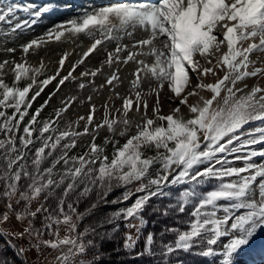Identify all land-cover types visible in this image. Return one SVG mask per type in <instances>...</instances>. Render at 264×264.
I'll list each match as a JSON object with an SVG mask.
<instances>
[{"label": "snow or ice", "instance_id": "6c2138e0", "mask_svg": "<svg viewBox=\"0 0 264 264\" xmlns=\"http://www.w3.org/2000/svg\"><path fill=\"white\" fill-rule=\"evenodd\" d=\"M72 7L0 0V52L11 57L0 61V264H186L185 256L247 264L256 247L264 262V0H116L7 46ZM81 34L92 42L67 75V51L51 75L42 57L30 63L45 45ZM99 47L100 66L74 75ZM105 66L113 70L96 85ZM66 82L91 92L62 97L43 118ZM105 88L98 106L93 97ZM85 104L87 115L67 117ZM84 137L86 150L73 153ZM13 221L15 230L6 227Z\"/></svg>", "mask_w": 264, "mask_h": 264}, {"label": "rangeland", "instance_id": "374dc122", "mask_svg": "<svg viewBox=\"0 0 264 264\" xmlns=\"http://www.w3.org/2000/svg\"><path fill=\"white\" fill-rule=\"evenodd\" d=\"M3 2L7 3V2H12V0H3ZM21 3L26 2V0H20ZM41 3L44 2V0H40ZM58 3L63 4L65 2V0H57ZM73 5V4H72ZM98 4H94L93 6H97ZM74 8L70 9V10H61V11H57L51 15L46 16L42 22H39L36 26H34L33 30L27 31L23 34H21L17 39H15L14 42H10L7 44L8 47H14L17 46L19 44H22L30 39L35 38L36 36L41 35L44 31H46L47 28H49L50 26H52L54 23L56 22H60L63 21L65 19H68L74 15L77 14V10L81 9V7H79L77 4L73 5ZM91 40L89 38H87L84 35H80L79 37H72L69 38L67 41L65 42H51L47 45H45L42 49H40L38 51V54L36 55H30L28 57L30 63H32L35 66H38L39 61L41 59V57L44 59V62L46 64L47 67V74L51 75L55 72L56 68L58 67V63L57 61L60 59V54H62L63 52L67 51L72 53L69 58L65 61V69L62 70V74L63 75H67V71L71 68L72 64H74L77 60L80 59L81 55L83 54L84 51L87 50V48L90 46L91 44ZM107 47L109 50L113 49L115 47L114 44L108 43ZM5 58H11V57H6L2 52H0V61H2ZM20 58V52L19 50L16 53L15 59L19 60ZM105 58V51L103 47H99L97 51H95L93 54H91L86 60L85 63L83 65H80L76 72L74 73V75H79L80 72L84 71L85 68H89V69H95L97 67L100 66V62L101 60H103ZM136 68V65L133 63H129V65L127 66H123L121 68V71L119 73V75L121 76V78L123 79V84H121L116 91H118L121 95H126L128 92V84L129 81L132 79L130 73H132L134 71V69ZM113 69H109L107 66H105V68L103 69L104 71V75H99L94 78L95 80V84L96 85H100L103 84L105 81V78L107 75L111 74V71ZM6 75H5V80L8 83H11L13 80V74L11 72L10 68H6L5 69ZM223 73L221 72L220 75H222ZM40 79H43L44 77H39ZM57 81H53L51 84H49L44 92L41 93L40 97H37L36 101L41 102L40 100L43 98H48L49 94L52 93L55 90V84ZM196 81L193 80V83H195ZM206 82H213L212 77H208L206 79ZM247 83L249 85L255 84L256 80L255 79H249L247 81ZM259 83L261 85H264V79L260 80ZM91 92V88L89 87L88 89L84 90V91H80L77 89L75 83H67L66 82V86H61V90L57 93V95L50 101V105L47 107L49 112L53 111V108L59 105V101L62 97H65L69 94L71 95H79L81 99H86L87 96L90 94ZM31 94V93H30ZM109 95V92L107 90V88H105L101 94L99 96H94L93 99L95 101V103L99 106L100 104H102L104 102V100L107 98V96ZM165 95H167V91H165ZM204 95H210L209 93H204ZM194 98H190V100H192ZM115 104L117 107L120 106L121 101L120 100H116ZM88 106L87 104H85L84 106H74L71 111H69L67 113V117L71 120H75L77 118L78 115H87L88 114ZM163 111L164 113H167L169 111V105L168 102L165 100L164 106H163ZM185 115L187 116L188 112L187 109L184 108L183 109ZM45 111H43L42 114H44ZM103 114H104V110L101 108L94 117L95 121H99L102 120L103 118ZM83 123V122H81ZM82 130V129H81ZM108 135L106 129L105 130H101L100 135L97 137V143H102L103 142V138ZM91 142V138L90 137H84L80 140L77 141V147L81 150H86V146L87 144H89ZM121 143H123V138H121ZM260 147H264V146H260ZM108 152L109 154L111 153V145L108 146ZM260 159H264V158H257L258 162ZM36 205H34L35 207ZM2 205H0V209H2ZM6 227L12 228L13 230H15L18 225L15 224V221H13V224L11 225H6ZM65 234V229L63 228V226L61 227V231H60V235L63 236ZM26 243L25 241H22L21 244ZM256 249V248H254ZM46 255L48 254L47 251L45 253ZM56 256L55 252H52L51 255L49 256V259H53ZM261 258V257H260ZM259 261V260H256ZM255 264H261V262H257ZM252 264V263H251Z\"/></svg>", "mask_w": 264, "mask_h": 264}, {"label": "trees", "instance_id": "16d2710c", "mask_svg": "<svg viewBox=\"0 0 264 264\" xmlns=\"http://www.w3.org/2000/svg\"><path fill=\"white\" fill-rule=\"evenodd\" d=\"M46 98H43V99H41L40 101L41 102H39V101H34L33 102V108L32 109H30L29 111H34V109H35V107H39V105L40 104H42L43 103V101L45 100ZM46 110H48L47 109V107L44 109V114H42V117L43 118H47L48 117V115H49V113H51V112H49V111H46ZM9 111H11V110H9ZM84 150H81V149H79V148H74L73 149V153H79V152H83ZM70 154H72V153H70ZM116 194H118V193H116ZM111 207H118V206H111ZM83 208H84V205L82 204L81 206H80V210H83ZM108 209H105V211H107ZM88 222H90L88 219H86L83 223H88ZM82 227V226H81ZM157 231L159 230V225H157V229H156ZM169 239H171V237H169ZM0 243H2V239H0ZM20 243H22V241H20ZM184 259L186 260V264H207V262L206 261H204V260H201L200 258H198V257H191V256H185L184 257Z\"/></svg>", "mask_w": 264, "mask_h": 264}, {"label": "bare ground", "instance_id": "6f19581e", "mask_svg": "<svg viewBox=\"0 0 264 264\" xmlns=\"http://www.w3.org/2000/svg\"><path fill=\"white\" fill-rule=\"evenodd\" d=\"M99 2L101 3V4H105V3H112V2H116V0H99ZM261 253L259 252V248L258 247H256V249H254L252 252H251V254H245L243 257H242V259L244 260V261H246L247 262V264H251L252 263V261L254 260V261H256V260H259V261H256V263L257 262H261ZM261 264H264V262H261Z\"/></svg>", "mask_w": 264, "mask_h": 264}]
</instances>
